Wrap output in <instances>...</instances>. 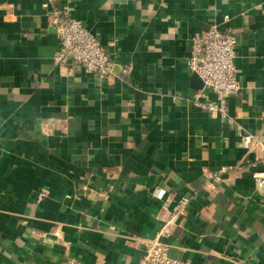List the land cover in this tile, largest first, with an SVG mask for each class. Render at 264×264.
Returning a JSON list of instances; mask_svg holds the SVG:
<instances>
[{"label":"crops","instance_id":"obj_1","mask_svg":"<svg viewBox=\"0 0 264 264\" xmlns=\"http://www.w3.org/2000/svg\"><path fill=\"white\" fill-rule=\"evenodd\" d=\"M43 1L0 0V264H130L174 191L194 198L171 257L264 264L261 184L246 171L203 190L204 171L256 159L238 124L264 138V0H63L116 61L110 79L55 62ZM225 13L242 90L224 118L189 102L204 83L187 60Z\"/></svg>","mask_w":264,"mask_h":264},{"label":"built area","instance_id":"obj_2","mask_svg":"<svg viewBox=\"0 0 264 264\" xmlns=\"http://www.w3.org/2000/svg\"><path fill=\"white\" fill-rule=\"evenodd\" d=\"M42 7L48 14L49 23L57 29L59 49L54 53V60L58 64L67 65L71 61L69 74L74 72V66H80L89 73H95L103 79H110L117 75L116 61L104 49L102 42L75 15V7L64 4L63 0H44ZM231 17L225 13L221 18L213 16L202 25L198 35L192 38V53L187 60L189 70L197 74L204 83V87L197 91L190 99L196 108L214 116L229 117V97L238 95L242 90L241 79L237 73L235 63L237 37L227 27ZM130 67L120 73L128 74ZM178 95H172L177 99ZM237 136L247 149V155L254 153L256 159L249 160L246 156L236 164L228 167H217L204 171L203 190L210 191L211 187L222 180H233L235 176L248 171L251 177L259 182L264 190V170L251 169L264 162L263 134H254L237 126ZM153 195L162 198L165 192L156 188ZM47 193L41 191L38 200H42ZM193 193H183L177 196L171 192L165 202L164 224L159 233L149 240L148 250L143 258H137L130 264H184L182 260L170 256V239L175 230L184 228L189 214V205L193 201ZM172 203L174 209H171ZM172 239H170L171 242ZM59 264H83L74 257H61ZM202 264H217L206 262Z\"/></svg>","mask_w":264,"mask_h":264}]
</instances>
